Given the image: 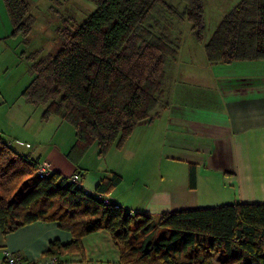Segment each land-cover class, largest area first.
Here are the masks:
<instances>
[{
  "label": "trees",
  "instance_id": "obj_1",
  "mask_svg": "<svg viewBox=\"0 0 264 264\" xmlns=\"http://www.w3.org/2000/svg\"><path fill=\"white\" fill-rule=\"evenodd\" d=\"M89 1L95 9L82 23L58 29L56 53L17 54L27 62L30 79L19 98L43 106V121L57 117L73 127L68 155L76 162L93 144L101 158L120 151L136 125L152 122L166 106L158 95L166 63L179 50L166 17L190 23L198 43L204 30V0H180V10L166 0ZM2 3L10 36L27 46L35 22L29 2ZM204 50L209 65L264 62V0H239L218 22ZM37 164L17 154L0 134L1 232L34 222L58 223L71 240L51 241L45 256L82 259V238L104 230L121 264H264V203L179 210L155 222L104 203L57 172L32 177ZM195 172V165L188 164L190 189ZM121 180L110 171L98 181L95 194L110 193Z\"/></svg>",
  "mask_w": 264,
  "mask_h": 264
},
{
  "label": "crops",
  "instance_id": "obj_2",
  "mask_svg": "<svg viewBox=\"0 0 264 264\" xmlns=\"http://www.w3.org/2000/svg\"><path fill=\"white\" fill-rule=\"evenodd\" d=\"M3 8L0 0V50L10 38L13 47L8 53H15L16 41L10 32L3 37ZM14 60L1 61V70ZM186 63L193 67L199 62ZM201 66L199 71L193 70L192 79L197 83L193 86L181 81L183 72L166 70L170 106L152 122L136 125L127 141L134 151L129 168L142 184L120 188L121 177L119 185L102 194L109 203L153 220L185 209L264 203V62H206ZM15 86L4 82L0 87V134L11 149L38 163H49L53 172L64 177L81 171L82 186L92 194L110 171L119 173L120 152L112 151V165L106 171H96L70 158V147L60 150L52 142L39 143L38 114L35 122L32 106L18 97L22 87L17 91ZM188 164L196 167L193 189L188 187ZM54 240L63 244L71 240L56 222H34L6 234L0 229V264L5 251L28 260L42 259ZM82 251V259L64 254L58 258L59 264H121L118 249L104 230L84 236Z\"/></svg>",
  "mask_w": 264,
  "mask_h": 264
},
{
  "label": "rangeland",
  "instance_id": "obj_3",
  "mask_svg": "<svg viewBox=\"0 0 264 264\" xmlns=\"http://www.w3.org/2000/svg\"><path fill=\"white\" fill-rule=\"evenodd\" d=\"M27 1L29 2V12L35 18V22L32 25L31 31L28 35L29 44L27 46L21 44V38L17 36L14 38L16 41L15 53L14 51L13 53H8L10 52V48L13 47V45L11 43L12 39L6 38L5 43L3 42V44L9 45V47L3 45V49L0 50V62H5L8 59L12 62V60L15 59L13 63H8V69L4 68L3 70H1V67L3 66L0 65V71H3L1 72L3 73V76L0 79V87H2V84H4V82L7 83V85L10 87H16L15 85L17 84V91L20 87H24V84L26 82L28 83L30 80L27 70V62L24 59H17V54L21 51L29 53L36 50H39L41 54L56 53V51L60 48L58 29L64 27L65 25L72 28V26L74 27L82 23L95 9V5L89 0ZM238 1L239 0H204V30L203 40L201 43L196 42L193 35L191 34L190 23L185 20L181 21L175 18L166 17V22L169 25L170 36L179 43V50L176 56L170 58L167 61L164 76L162 78L160 87L162 89L158 97L161 104L166 105L164 108L170 106V100L168 99L169 89L166 94V85H169V77L165 76L166 70H174L175 72L181 71L183 72L181 73V81L183 83L189 84L190 86L196 85L197 83L192 79L193 70L199 71V68L202 67L201 65L206 64L207 62L205 57L204 44L208 41L209 37L211 36L221 18L228 11H230V9H232V7H234V5L238 3ZM166 2L179 10L183 7V3L180 0H166ZM1 16L3 19V37H5L10 32V25L4 8ZM158 18L161 19V17ZM7 56L8 59H6ZM186 62H199L200 65L198 66V63L197 66L194 65L192 67ZM172 72L173 71H171L170 73ZM171 83L172 82H170V84ZM32 108V120L36 122V116L38 114V120L40 121L38 124L41 127L37 141H39V143L44 142V144L52 142L55 146L61 147L60 150L64 147L66 149L70 147V151L74 142L73 127L67 122L60 121L57 117H50L48 120L43 121L41 119L43 106H32ZM164 110L165 109L163 108L160 109L159 113ZM129 137L126 140L123 148L120 151H117V153L120 152V155H118V157H121L122 159V163L118 165L119 173L117 174L123 177L124 180L120 188H124V186H128L130 184H135L136 186L142 184L141 180H139V177L135 178V174L131 173V170L129 168L128 162L134 152L133 146L127 147V141L129 140ZM153 151L155 153V149ZM111 154L112 152L102 158L99 157L97 154V147L95 144H93L83 154L82 157L77 159V162H79L80 165H84L89 170L96 169L97 171L98 169V171H106L107 168L112 165V161L110 159ZM176 164L177 166H179V164L181 163ZM175 172H179V169H176ZM31 176L34 177L35 173L33 172ZM152 181L153 180H150L151 184ZM154 221L156 222L157 220ZM214 264H216V262H214Z\"/></svg>",
  "mask_w": 264,
  "mask_h": 264
},
{
  "label": "built area",
  "instance_id": "obj_4",
  "mask_svg": "<svg viewBox=\"0 0 264 264\" xmlns=\"http://www.w3.org/2000/svg\"><path fill=\"white\" fill-rule=\"evenodd\" d=\"M52 169L49 163L44 162V163H38L36 168H35V176L39 177V178H44L49 176L50 174H52ZM81 178H82V174L78 171L73 172L72 174H70L67 177V182L68 183H73L78 187H81L82 190L85 193H88L82 186L81 183ZM88 194H92V193H88ZM95 197H97L98 199L102 200L104 203H109L107 201V199H105L102 194H93ZM1 264H59V259L57 257H53V256H45L42 259L39 260H28V259H24L18 255H15L14 253L10 252V251H5Z\"/></svg>",
  "mask_w": 264,
  "mask_h": 264
}]
</instances>
